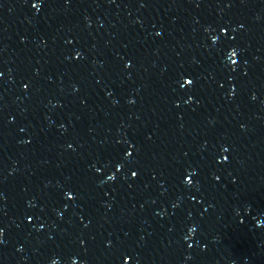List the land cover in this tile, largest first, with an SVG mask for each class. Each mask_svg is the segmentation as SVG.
<instances>
[{"label":"water","instance_id":"water-1","mask_svg":"<svg viewBox=\"0 0 264 264\" xmlns=\"http://www.w3.org/2000/svg\"><path fill=\"white\" fill-rule=\"evenodd\" d=\"M53 262L264 264V0H0V264Z\"/></svg>","mask_w":264,"mask_h":264},{"label":"snow or ice","instance_id":"snow-or-ice-1","mask_svg":"<svg viewBox=\"0 0 264 264\" xmlns=\"http://www.w3.org/2000/svg\"><path fill=\"white\" fill-rule=\"evenodd\" d=\"M37 6V5H36ZM236 53L235 52H233V55H235ZM109 179H112V177H109ZM189 183H192V181L191 180H189Z\"/></svg>","mask_w":264,"mask_h":264},{"label":"clouds","instance_id":"clouds-1","mask_svg":"<svg viewBox=\"0 0 264 264\" xmlns=\"http://www.w3.org/2000/svg\"><path fill=\"white\" fill-rule=\"evenodd\" d=\"M53 264H55V262H53Z\"/></svg>","mask_w":264,"mask_h":264}]
</instances>
